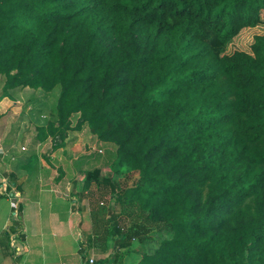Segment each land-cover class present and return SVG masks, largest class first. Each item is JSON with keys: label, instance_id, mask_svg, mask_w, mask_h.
<instances>
[{"label": "trees", "instance_id": "16d2710c", "mask_svg": "<svg viewBox=\"0 0 264 264\" xmlns=\"http://www.w3.org/2000/svg\"><path fill=\"white\" fill-rule=\"evenodd\" d=\"M0 78L61 88L36 142L102 147L107 264H264V0H0Z\"/></svg>", "mask_w": 264, "mask_h": 264}, {"label": "crops", "instance_id": "0c3cea01", "mask_svg": "<svg viewBox=\"0 0 264 264\" xmlns=\"http://www.w3.org/2000/svg\"><path fill=\"white\" fill-rule=\"evenodd\" d=\"M18 93L9 96L17 98ZM12 98V102L4 99L0 104L10 105L8 109L13 111L17 105L20 111L0 123V264H90L92 257L99 264L112 251L101 252L100 237L105 231L100 228H105V223L100 210L91 211L92 194L84 192V184L74 178L77 170H70L72 159L45 161L37 152L41 143L33 138V132H24L25 126L12 130V121L21 118L24 108ZM8 157L13 165L7 163ZM60 170L66 174L64 179ZM47 178L52 180L46 188L43 180ZM15 193L17 198L12 197ZM73 199L79 202L76 208Z\"/></svg>", "mask_w": 264, "mask_h": 264}, {"label": "rangeland", "instance_id": "374dc122", "mask_svg": "<svg viewBox=\"0 0 264 264\" xmlns=\"http://www.w3.org/2000/svg\"><path fill=\"white\" fill-rule=\"evenodd\" d=\"M1 78H0V104L3 102L5 103L4 99L9 100L8 102H12L11 98L9 95H5L1 92ZM61 92V88L58 86L56 87L52 92L50 93H45L42 90H37L34 91L32 89H25L24 91H19L16 96L17 98H12L13 101H19L23 103L24 108H23V113L21 114V118L19 120L12 121V130H21L19 126H25L22 128L24 132H33V138L36 139L37 134H38V128L43 127L48 125L49 122H52L55 118V113H56V106L57 102L59 99V95ZM10 106V105H9ZM8 105L6 106H0V114L2 115L0 117V123H3V120L6 121V118L10 116L13 112L14 114L20 113L18 110V106H15V110L13 111L12 109H8ZM18 108V109H17ZM17 117V116H16ZM31 121H30V119ZM21 120V121H20ZM76 120V118H75ZM1 130L3 129L2 125L0 126ZM19 128V129H18ZM61 140L59 137L55 139H48L45 143H42L39 145L37 152L43 156H48L50 155V160H59L60 162H65L67 160H71V171L77 170L74 172L73 176L74 178H77L78 183H83L84 184V192L88 191L90 193H93L95 191H98L97 184L98 182H88L84 178V173L87 171H90L92 169L98 168L101 166V162L103 159H106V156L103 155L102 152V147L98 146L95 142V139L91 136L89 131H84L83 133H69L67 140H66V146L65 149L67 150V154H64L63 149H58L54 151V146L56 144H60ZM30 148V146H28ZM95 150V151H94ZM29 151V150H28ZM93 152L100 154L99 157H94L92 159H87L86 158L91 157ZM83 155V156H82ZM72 156V158H70ZM82 156V157H80ZM84 159H80V158ZM86 157V158H85ZM44 159V158H43ZM72 161L74 165L72 164ZM7 163L13 165V159L12 157L7 158ZM19 164V163H17ZM74 169V170H73ZM56 171V170H55ZM82 172V173H81ZM102 176H107L111 177L114 179H118V175L114 174L110 169L106 168L103 169L102 171ZM52 178H47L43 180V185L46 186L51 184ZM48 183H47V182ZM53 185V184H52ZM52 189L55 188L53 185L51 187ZM117 191L111 189L105 194V197L107 196L106 202L108 203L109 207H106V210L108 211V214L111 213V215H118L120 212L119 205L116 203L115 204V197H116ZM115 196V197H111ZM17 198V197H16ZM76 199V198H74ZM72 200V203H74V207L76 208L79 205V202ZM78 199V198H77ZM80 199V196H79ZM118 213V214H117ZM86 217V215H85ZM110 216L107 215L106 219H108ZM163 235V234H161ZM160 235V236H161ZM167 235V234H166ZM155 236L156 239H158L160 236L157 235H152ZM168 236V235H167ZM134 250L138 251L141 250V246L135 242ZM113 254V250L111 252V255ZM89 255V254H88ZM88 255H87V260H88ZM142 256L140 254H136V252H130L128 254H125L123 256V264H135L140 261Z\"/></svg>", "mask_w": 264, "mask_h": 264}, {"label": "built area", "instance_id": "2783aa9c", "mask_svg": "<svg viewBox=\"0 0 264 264\" xmlns=\"http://www.w3.org/2000/svg\"><path fill=\"white\" fill-rule=\"evenodd\" d=\"M4 182L6 183V181H5V180H4ZM12 197H15V198H16V197H17V196H16V193H15V195H14V196H12ZM89 263H90V264H95V258H94V257H92V258L89 260Z\"/></svg>", "mask_w": 264, "mask_h": 264}]
</instances>
